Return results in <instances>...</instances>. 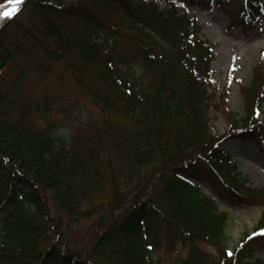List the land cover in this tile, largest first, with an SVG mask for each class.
<instances>
[{
    "label": "trees",
    "instance_id": "1",
    "mask_svg": "<svg viewBox=\"0 0 264 264\" xmlns=\"http://www.w3.org/2000/svg\"><path fill=\"white\" fill-rule=\"evenodd\" d=\"M174 2L184 5L183 0H169L164 8L139 0H29L9 24L29 9L26 26L4 41L0 28L4 264H264L254 256L264 219L230 251L224 243L228 218L199 188L198 175L208 170L220 199L256 202L262 195L228 167L210 135L214 46ZM263 10L264 0H247L244 20L253 24ZM68 51L76 54V63H63L62 69L84 102L41 91L37 78L24 83L23 72L9 81L3 76L11 64L27 66L39 54L63 59ZM41 68L49 74L39 65L33 77ZM263 69L241 88L244 114L227 118L228 135L262 125L255 115L264 105ZM70 119L77 121L76 130L63 123ZM119 179L132 192L121 193ZM97 191L105 192L103 202L86 216L80 207ZM97 213L89 237L94 242L77 249L71 226ZM160 225L166 255L173 257L167 261L158 255ZM202 244L218 247L217 256ZM184 250V258L177 256Z\"/></svg>",
    "mask_w": 264,
    "mask_h": 264
},
{
    "label": "rangeland",
    "instance_id": "2",
    "mask_svg": "<svg viewBox=\"0 0 264 264\" xmlns=\"http://www.w3.org/2000/svg\"><path fill=\"white\" fill-rule=\"evenodd\" d=\"M2 1H0V28L3 27L5 29L4 36H2L1 40L4 41L16 34L20 25L26 26L30 18H32V14L27 9L24 11V14L28 16L21 15L13 25L9 26L11 17H4L2 14L11 4L9 0ZM143 1L149 2L151 0ZM164 1L166 2V0L158 1L160 8L165 6ZM186 5L190 15L194 16L198 21L203 39L208 40L215 46L213 50L214 61L211 65V77L208 82V94L211 95L212 99V104L208 111V130L210 135L213 136L214 143L216 142L218 144V151L223 150L224 154H226L227 160L225 162L227 161L228 167H235L236 173L248 182L247 187L250 190L262 193L256 202H254L255 200H248V202L234 203L232 205L224 199H216L210 189L211 186L208 177H213V175L209 171L202 170L201 174H199V178L204 181L199 186L200 190L204 195L214 199L217 210L225 214L228 218L224 243L228 250L231 251L247 237L252 236L257 225L264 219V206L262 205V203L264 204V132L257 133L254 136L242 137L240 140H231L230 137H225L230 133V124L227 118L230 116L241 117L244 114L243 100L240 92L241 88L249 85L253 75H256L255 70L264 68V16L249 31L241 29L233 30L231 29L233 27L231 26L230 18H232L233 13L243 9V0H233L220 4L217 1L213 2L211 0H187ZM124 29H126V26H124ZM56 56L54 55L53 57ZM75 56L76 54L72 51L66 52L65 58L63 59L49 56L46 58L41 54L38 56L35 55L27 66L21 67L16 65L14 67L11 64L7 71L3 72V74L5 73L3 76H7L6 80L9 81L10 79H16L23 72L24 77L22 75L21 77L24 83L27 81L32 82L33 79L35 80L37 78L40 79V85L38 86L41 91L48 90L53 95L71 94L73 97H77L84 102L81 95L77 92L70 74L64 72L62 69L67 64L69 67L74 65L76 63ZM39 65L47 67V70H49L47 74H49L46 75V72H42L41 68L39 69L40 73L38 72L33 77V67L35 66L37 70ZM44 76L50 77L45 80ZM256 81L258 80H255L253 90H251L253 93L258 89L259 81ZM87 110L92 111L89 107H87ZM90 114L95 115L96 112L92 111ZM256 116L258 121H264V105L260 108ZM63 123L71 130H76L75 128L78 125L77 121L75 123L71 119L65 120ZM79 127L81 126L77 128ZM80 130L82 131V129ZM119 180L118 190L121 193H126V191L132 192L133 189L131 190V187L127 186L125 180ZM152 190L153 188H150L148 191L152 192ZM103 193L105 192L97 191V194L90 201L83 202L80 208L84 210L83 212H85L86 216L90 215L91 209H95L96 206L103 202ZM123 206L124 203L122 201L118 209ZM108 211V216H111L112 210ZM98 217V213L92 214L89 219L82 221L79 225L71 226V230L69 231L72 236L69 235V237L77 245L74 247L81 250L89 249L92 242H94L89 237L92 235L93 226L98 222ZM158 236L161 237L159 257L165 261L173 259V257H168L164 250L166 232L163 225L159 226ZM201 247L203 251L212 257L217 256L218 247L207 244H202ZM106 254L107 257L113 259L116 256L114 252H108L107 249ZM185 254L186 252L184 250L177 256L184 258ZM254 256L264 262V237H262L261 245L255 248ZM2 264L4 263L2 262Z\"/></svg>",
    "mask_w": 264,
    "mask_h": 264
},
{
    "label": "snow or ice",
    "instance_id": "3",
    "mask_svg": "<svg viewBox=\"0 0 264 264\" xmlns=\"http://www.w3.org/2000/svg\"><path fill=\"white\" fill-rule=\"evenodd\" d=\"M9 3L13 6L12 11L11 12H4L2 14L4 17H11L12 15H14L18 11L16 5L22 4L23 0H9ZM229 255H231V253H229Z\"/></svg>",
    "mask_w": 264,
    "mask_h": 264
},
{
    "label": "bare ground",
    "instance_id": "4",
    "mask_svg": "<svg viewBox=\"0 0 264 264\" xmlns=\"http://www.w3.org/2000/svg\"><path fill=\"white\" fill-rule=\"evenodd\" d=\"M24 1V0H23ZM140 2H143V3H145V4H147V3H150V2H154L153 0H151V1H149V2H144L143 0H139ZM21 6V4H19V5H16V7H17V9H18V7H20ZM12 10H10V11H8V9L7 10H5L4 12H11ZM3 12V13H4ZM3 18V17H2ZM234 29H240V25L239 24H234L233 25V30ZM125 32V31H124Z\"/></svg>",
    "mask_w": 264,
    "mask_h": 264
}]
</instances>
